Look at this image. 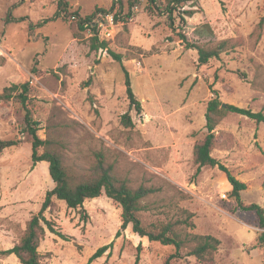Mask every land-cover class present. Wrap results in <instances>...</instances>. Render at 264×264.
I'll return each mask as SVG.
<instances>
[{"label": "rangeland", "instance_id": "obj_1", "mask_svg": "<svg viewBox=\"0 0 264 264\" xmlns=\"http://www.w3.org/2000/svg\"><path fill=\"white\" fill-rule=\"evenodd\" d=\"M63 1L67 12L59 6L62 0H0V93L11 84L28 83L26 105L38 135L53 138L74 170L102 152L120 177L160 186L149 197L151 207L140 213L145 224L178 218L179 208H185L193 213L194 227L188 231L220 241L214 264H264L257 243L264 228L255 213L237 206L218 167L206 165L197 172L193 154L207 133L205 114L214 91L223 103L264 114V0H193L180 8L193 12L178 29L188 42H235L205 64H198L196 49L170 29L162 12L168 0H156V9L147 0ZM95 11V30L70 20L73 12L85 17ZM9 16L27 17L35 27L29 32L27 20L5 23ZM95 32L120 61L94 47ZM126 74L140 112L129 107ZM125 112L133 127L121 123ZM25 113L18 92L0 99V139L21 141L0 156V264H21L1 252L19 241L54 185L46 162L32 164ZM69 120L80 125L65 128ZM213 132L211 155L246 184L242 203L264 208V122L227 112ZM83 207L86 221L79 209L53 199L45 216L70 238L46 229L39 245L42 264H164L175 251L138 236L131 225L116 236L121 208L105 194L87 199ZM110 242L102 256L88 262ZM170 264L204 263L182 256Z\"/></svg>", "mask_w": 264, "mask_h": 264}, {"label": "trees", "instance_id": "obj_2", "mask_svg": "<svg viewBox=\"0 0 264 264\" xmlns=\"http://www.w3.org/2000/svg\"><path fill=\"white\" fill-rule=\"evenodd\" d=\"M188 1L193 0H168L162 8V12L166 15L169 27L174 32V35L184 42L187 48L196 49L198 64H205L209 59L219 57L222 52L233 49L235 47V42L233 39L229 38L219 40L213 44H197L187 41L185 34L181 32L182 29L180 26L181 23L186 22V18L193 12L192 10L180 11V8ZM147 2L155 5L152 9L158 7L156 0H147ZM59 6L62 12H67L66 3L63 0ZM95 13L96 11L85 17L80 16L77 12H73L70 15L75 14L78 16L77 25L81 29L84 28V24H88V26L95 30L96 23L91 25ZM22 20L28 21V31L32 32L35 26L27 17L13 18L9 16L4 19L5 23ZM48 20L49 19L43 20L42 23ZM178 29H181V31ZM92 39L96 41L95 48L107 49L114 59L120 61V56L107 48V43L105 41L99 40L97 32L94 33ZM125 77L129 107L140 112L141 103L133 93L127 74ZM89 81L90 80L83 82L84 85H89ZM28 90L29 86L27 82L11 84L5 87L3 92L0 93V99L9 100L14 93L18 92V97L21 98V102L26 111L24 117L25 130L32 139V164L36 165L40 161H45L48 164V174L54 185L45 192L39 210L32 213L30 218L26 221L25 228L19 241L12 247L3 250L1 252L2 254L15 255L21 264H42L39 245L45 236L46 229L64 240L70 238L55 228L54 223L45 216V213L52 208L53 199L56 198L63 201L68 208L79 209L80 219L86 221L89 214L83 207L84 202L89 198H96L105 194L121 208V224L116 232V236H119L128 225H131L132 231L138 236L146 237L149 241H156L163 245H172L175 247V251L166 258L164 264H170L172 259L182 256H194L198 261L204 264L215 263V253L219 248L220 241L209 234H197L188 231V229L194 227V222L192 221L193 213L191 211L185 208H179L182 216L178 218L159 223H144L140 213L142 210L151 207L149 197L155 196L156 193L160 191V186L155 184L149 185L145 183L146 181L133 184V180L120 177L117 173L116 166L113 162L108 161L107 157L102 152L96 155L95 160L91 164L84 168H80V170H74V168L67 164L62 152L54 147L55 141L53 138L48 136L43 139L38 135L37 132L39 127L37 125V120H33L30 113L31 111L26 105ZM88 100L93 107L94 101L91 96L88 97ZM227 112L244 115L256 122H264V114L262 112L251 111L250 109L228 103L223 106V102L219 100L216 91H214V97L208 101L206 108L205 128L207 133L204 139L197 143L194 148L193 154L194 162L197 165V172L206 165L216 166L220 171L224 172L227 182L231 185L228 191L229 196L234 198L237 202V206L241 210L254 212L258 227L264 228V208L257 203L243 204L240 195L241 192L246 189V184L235 177L223 163L211 155L214 140L213 131L219 120ZM120 121L125 127H133V121L128 112L121 115ZM75 125L80 124L75 120H69L68 123L63 124L65 128L74 127ZM20 143V140L0 139V156L7 148L17 146ZM40 147L43 148L41 153L38 152ZM184 197L185 195L181 194V198ZM257 243L264 250V233L258 236ZM111 245L112 242L98 247L88 258V262H92L94 259L102 256Z\"/></svg>", "mask_w": 264, "mask_h": 264}, {"label": "built area", "instance_id": "obj_3", "mask_svg": "<svg viewBox=\"0 0 264 264\" xmlns=\"http://www.w3.org/2000/svg\"><path fill=\"white\" fill-rule=\"evenodd\" d=\"M78 19H79L78 16L75 14L70 16L71 21H77ZM94 24H95V22L93 21V23H91V25H94ZM87 26H88V24H84V27H87Z\"/></svg>", "mask_w": 264, "mask_h": 264}, {"label": "crops", "instance_id": "obj_4", "mask_svg": "<svg viewBox=\"0 0 264 264\" xmlns=\"http://www.w3.org/2000/svg\"><path fill=\"white\" fill-rule=\"evenodd\" d=\"M41 163H45V161H40V162H38L37 163V165H38V167L40 166V165H42ZM44 165H48V164H44ZM8 249V248H7ZM13 254H11L10 256H12Z\"/></svg>", "mask_w": 264, "mask_h": 264}, {"label": "water", "instance_id": "obj_5", "mask_svg": "<svg viewBox=\"0 0 264 264\" xmlns=\"http://www.w3.org/2000/svg\"><path fill=\"white\" fill-rule=\"evenodd\" d=\"M226 103H223V106L225 105Z\"/></svg>", "mask_w": 264, "mask_h": 264}]
</instances>
